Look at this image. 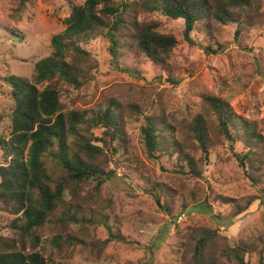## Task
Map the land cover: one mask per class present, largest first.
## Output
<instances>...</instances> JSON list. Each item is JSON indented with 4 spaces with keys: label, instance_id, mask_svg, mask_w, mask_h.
I'll return each instance as SVG.
<instances>
[{
    "label": "trees",
    "instance_id": "obj_1",
    "mask_svg": "<svg viewBox=\"0 0 264 264\" xmlns=\"http://www.w3.org/2000/svg\"><path fill=\"white\" fill-rule=\"evenodd\" d=\"M262 7L261 0H86L72 5L64 30L51 39V54L36 63L33 80L15 75L4 80L14 104L10 136L0 137V203L16 218L11 222L15 238L0 244V264H72L78 247L99 253L111 242H126L117 215L111 213V199L106 204L100 200L104 185L137 178L156 201L172 191L161 184L147 186L150 179L138 172L128 141V126L134 122L141 123L149 159L175 157L179 172L202 179V166L214 149L227 146L246 179L264 194L260 122L237 114L220 94H202L198 111L182 122L163 113L146 115L137 103L114 97L84 110L64 101L66 91L81 90L92 80L98 62L84 46L100 37L109 42L113 66L121 72L138 74L147 65L174 86L182 83L172 63L179 40L145 15L183 20L190 45H195L191 33L201 29L209 42L203 47L206 54L218 55L228 47L221 41L224 27L236 25L235 36H241L264 22ZM255 71L264 81L262 67ZM97 130H103L102 136ZM258 199L220 197V203L233 208L234 219ZM102 226L109 238L89 241ZM52 230L47 242L56 249L47 251L43 238ZM216 237L215 231H197L192 245L185 247L183 264H251L245 260L250 245L240 242L217 249Z\"/></svg>",
    "mask_w": 264,
    "mask_h": 264
},
{
    "label": "rangeland",
    "instance_id": "obj_2",
    "mask_svg": "<svg viewBox=\"0 0 264 264\" xmlns=\"http://www.w3.org/2000/svg\"><path fill=\"white\" fill-rule=\"evenodd\" d=\"M85 1L0 0V137L10 136L14 104L5 78L15 75L32 81L36 63L51 54V39L64 30L72 5H82ZM261 1L263 12L264 0ZM144 18L160 21L163 32L172 33L179 40L172 63L177 66L175 70L182 76V83L174 86L167 82L164 73L147 65L141 66L138 74L121 72L113 66L109 42L100 37L84 46L98 62V69L81 90L64 93L68 107L91 109L114 97L122 103H137L146 115L163 113L182 122L198 111L202 94L215 93L226 97L237 114L260 122L264 132V81L255 71L259 66L264 70V22L238 37L235 36L236 25L225 26L221 41L228 42V47L224 53L213 55L203 49L209 42L201 29L191 33L195 45H190L184 38L183 20H172L160 13ZM140 125L134 122L128 126L130 151L138 172L150 179L147 186L161 184L162 189L167 186L172 191L156 201L144 191V181L137 178L132 181L119 178L105 184L100 200L106 204L111 199V213L117 215L126 242H111L99 253H92L85 246L78 247L71 263L183 264L185 247L192 245L196 232L211 230L217 233L214 248L235 247L244 242L252 247L245 260L264 264V194L246 179L228 147L214 149L209 161L202 166L204 177L200 179L179 172L175 157L149 159ZM102 132L97 130L96 135L100 137ZM240 149L238 146L237 150ZM110 167L113 168V164ZM122 172L119 170V176ZM220 197L240 202L249 197L259 199L232 219L233 208L221 204ZM166 204L169 207L163 209ZM14 218L16 216L0 203L1 245L5 239L15 238L11 230ZM54 232L44 235L42 246L47 251L56 249L47 242ZM108 238L102 226L91 233L88 240ZM87 257L93 261H88Z\"/></svg>",
    "mask_w": 264,
    "mask_h": 264
},
{
    "label": "built area",
    "instance_id": "obj_3",
    "mask_svg": "<svg viewBox=\"0 0 264 264\" xmlns=\"http://www.w3.org/2000/svg\"><path fill=\"white\" fill-rule=\"evenodd\" d=\"M182 220V218H180Z\"/></svg>",
    "mask_w": 264,
    "mask_h": 264
}]
</instances>
